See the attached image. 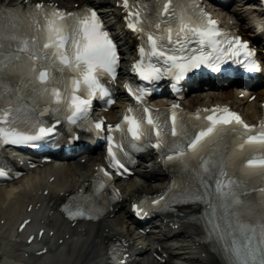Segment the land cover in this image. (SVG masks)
<instances>
[{"label": "snow or ice", "instance_id": "6c2138e0", "mask_svg": "<svg viewBox=\"0 0 264 264\" xmlns=\"http://www.w3.org/2000/svg\"><path fill=\"white\" fill-rule=\"evenodd\" d=\"M121 2L129 6L130 26L141 34L146 31L151 56L160 58L158 62L154 61L149 58L146 48L140 47L141 58L135 61L133 71L145 80L173 76L180 81L189 70L202 65L220 70L228 60L235 59L240 63L241 52L247 57L253 55L248 41L235 35H222L226 30L203 10L199 14L192 13L185 7L178 8L174 0H162L159 7L155 6V0H140L138 5L135 0ZM0 13L9 21L7 27L0 25V81L4 79V73L12 61L27 57L29 69L43 85L40 91L47 97L45 107L57 110L66 108L70 113L67 119L73 122L89 112L94 97L109 93L102 76H117L120 53L109 32L104 29L95 7L77 13L45 4L43 0L29 3L27 9L19 3L0 2ZM22 19H30L36 25L35 30L27 34L18 30L17 25ZM192 41L204 47H193ZM208 46L210 51L207 50ZM50 56L61 73H73L65 76L63 87L51 82L53 68L40 64L41 60L46 61ZM243 66L248 69L260 67L254 59H246ZM127 90L137 101L143 102V92L134 89L132 82L128 83ZM146 91L147 88L144 89ZM0 94L6 95L5 102L0 106V124L3 125L0 126V137L14 143H29L56 130L40 119H30L34 104L29 107L14 104L12 92L5 93L2 87ZM179 107L178 104L171 106L170 126L154 115V109L143 104L142 113L137 114L130 107L128 113L131 114L124 115L120 123L107 127L123 130L124 122H127L126 127L136 141L150 137L154 128L157 137L155 146L165 149L167 160L177 161L182 167L202 173L194 188L190 186L176 193L169 198L171 202L204 201L207 206L205 211L212 209L204 222L209 238L226 254L227 264H264V210L253 215L254 210L246 206L241 194L240 180L232 178L227 170V162L242 158L243 150L247 148L257 154L254 158L246 159L243 170L264 175V121L260 122L257 130V125L247 123L239 112L227 106H216L207 116L210 123L200 126L198 134L193 135L189 126L178 117ZM194 115L200 116L201 113L197 111ZM55 123L60 121L56 120ZM94 125L97 129H103L104 118L96 120ZM227 131L239 133L240 139L235 146L226 152L210 151V144L216 149L223 148L221 140ZM115 147L123 145H118L116 139L112 138L108 149L110 159L113 167L123 170L125 162L114 150ZM103 171L109 177L112 175L106 168ZM0 173L7 174L3 168H0ZM166 195L158 196L152 203L159 205ZM69 215L90 213L77 208ZM123 257L126 259L127 252L123 253Z\"/></svg>", "mask_w": 264, "mask_h": 264}, {"label": "bare ground", "instance_id": "6f19581e", "mask_svg": "<svg viewBox=\"0 0 264 264\" xmlns=\"http://www.w3.org/2000/svg\"><path fill=\"white\" fill-rule=\"evenodd\" d=\"M119 1L43 0L70 10L84 5L97 7L100 3H106L107 5L100 8L102 17L110 26L120 24L122 28L123 12L118 5ZM231 1H226L223 9L214 7L213 12L228 25L236 22L247 38L254 37L253 25L261 23L264 26V12L258 11L260 7L255 3L244 4V10L231 8ZM244 1L251 0H239L238 6ZM0 2L27 5L41 0ZM245 15L251 20V24L247 26L240 24ZM115 30L114 34L120 35L119 40L124 44V63L133 61L134 56L131 55L136 51L138 38L130 33L125 34L122 29ZM254 42L258 44L256 40ZM261 53L264 54V50ZM259 56L264 61V55ZM125 75L126 72H123L122 77ZM251 96L256 98L250 101ZM263 100L264 85L258 88L231 86L229 89H222L216 83L209 89L187 96L184 104L194 109L225 103L241 110L254 123L261 116ZM156 104L161 105L164 102L156 101ZM117 111L118 109H114L108 114L109 121H115ZM228 145L230 148L235 146L231 142ZM86 158L84 163L81 160L73 165L64 162L32 170L17 183L0 187V264H110L109 250L115 242H119L129 253L136 252L132 255V264H227L225 255L218 247L201 243L202 227L184 221L185 217L198 214L200 205L178 210L184 213V217H175L179 219L176 223L171 221L173 215L165 216L169 219L166 226L159 227L160 223L155 221L157 230L154 233L138 232L130 213L132 198L143 192H160L168 188L170 183L169 174L155 160L147 161L149 164L142 163L133 178L118 183L123 200L113 205L103 219L97 222L72 223L59 212V207L69 195L78 192L90 182L99 160L94 156ZM25 221L29 222L24 224ZM42 229L45 230L44 237L39 235ZM162 231H167L163 237ZM30 236L34 239L28 245L26 239ZM45 238L48 242H44Z\"/></svg>", "mask_w": 264, "mask_h": 264}, {"label": "rangeland", "instance_id": "374dc122", "mask_svg": "<svg viewBox=\"0 0 264 264\" xmlns=\"http://www.w3.org/2000/svg\"><path fill=\"white\" fill-rule=\"evenodd\" d=\"M237 3H238L237 0L234 1V2L232 3V4L234 5V8L237 7V6H236ZM246 3H251V2L248 1V2H246ZM239 8H241V7L239 6ZM248 22H249V19H248V20L246 19V24H247Z\"/></svg>", "mask_w": 264, "mask_h": 264}]
</instances>
